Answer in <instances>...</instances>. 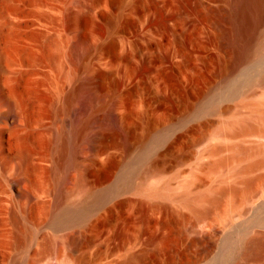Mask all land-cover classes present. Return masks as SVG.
<instances>
[{"label":"rangeland","instance_id":"rangeland-1","mask_svg":"<svg viewBox=\"0 0 264 264\" xmlns=\"http://www.w3.org/2000/svg\"><path fill=\"white\" fill-rule=\"evenodd\" d=\"M150 5L158 31L160 0H0V264H212L226 237L264 264V73L175 60Z\"/></svg>","mask_w":264,"mask_h":264},{"label":"bare ground","instance_id":"bare-ground-1","mask_svg":"<svg viewBox=\"0 0 264 264\" xmlns=\"http://www.w3.org/2000/svg\"><path fill=\"white\" fill-rule=\"evenodd\" d=\"M160 8L163 22L162 27L156 31L153 22L154 8L150 5V37L158 38L156 40L160 44H168L175 60H179L181 53L186 49L187 54L193 57L195 48L206 51L217 48L228 65L252 60L250 66L259 68L264 73V0H160ZM93 87L90 82L87 83L82 94L84 101L91 106L96 105ZM125 129L127 128L122 131ZM127 130L123 134L126 132L127 135ZM68 139L66 135L61 139L62 157L67 154ZM145 143L142 141V144L138 145L140 150L134 156V161L142 160L149 154V142L147 145ZM130 164V161L126 165L121 164L123 167L121 166L113 186L124 181L132 168ZM76 190L87 191L84 179H81ZM85 214V201L79 200L60 210L54 218V223L72 222L83 218ZM252 240L254 241V238ZM238 250L235 240L226 237L212 264H223L232 259Z\"/></svg>","mask_w":264,"mask_h":264}]
</instances>
